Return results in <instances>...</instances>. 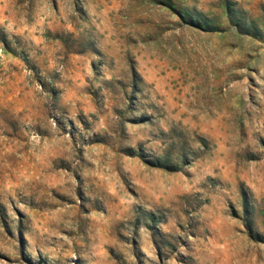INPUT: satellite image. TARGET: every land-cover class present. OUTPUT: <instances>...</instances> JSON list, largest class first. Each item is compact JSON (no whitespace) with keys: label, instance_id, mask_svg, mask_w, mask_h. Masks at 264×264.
<instances>
[{"label":"rangeland","instance_id":"1","mask_svg":"<svg viewBox=\"0 0 264 264\" xmlns=\"http://www.w3.org/2000/svg\"><path fill=\"white\" fill-rule=\"evenodd\" d=\"M0 264H264V0H0Z\"/></svg>","mask_w":264,"mask_h":264}]
</instances>
